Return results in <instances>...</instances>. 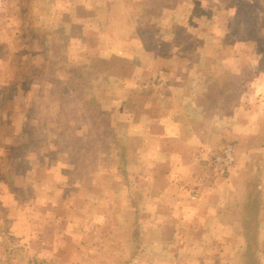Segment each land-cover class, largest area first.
Wrapping results in <instances>:
<instances>
[{"label": "rangeland", "instance_id": "obj_1", "mask_svg": "<svg viewBox=\"0 0 264 264\" xmlns=\"http://www.w3.org/2000/svg\"><path fill=\"white\" fill-rule=\"evenodd\" d=\"M221 1L218 12L228 14L215 25L199 21L207 54L218 27L227 23L230 32L210 80L198 56L185 66L151 60L138 69L104 47L94 16L107 25L118 12L111 28L121 32L131 14L145 24L159 0H107L106 8L102 0H0V264H243L246 253L249 264H264V65L238 39L246 34L263 48L264 0ZM191 2L189 9L214 10ZM233 9L238 19L230 21ZM181 77L196 82L190 95L205 93L216 120L201 148H170L191 155V164L189 157L147 164L154 152H170L159 133L141 132L161 124L162 100L136 105L138 82L159 96ZM260 78L261 87L252 86ZM242 102L251 118L239 114ZM234 125L235 135L221 132ZM132 134L157 147H130ZM228 150L231 166L223 161ZM171 166L187 178L172 183Z\"/></svg>", "mask_w": 264, "mask_h": 264}, {"label": "crops", "instance_id": "obj_2", "mask_svg": "<svg viewBox=\"0 0 264 264\" xmlns=\"http://www.w3.org/2000/svg\"><path fill=\"white\" fill-rule=\"evenodd\" d=\"M102 1L103 2L101 4L106 8L107 0ZM133 1H137V4L140 5H151V2L154 0ZM159 1H161L160 10L150 12V18L146 17L145 19L144 17V20L146 21L145 24H141L140 21H137L135 16L132 17V14L130 15V17H125V30H122L121 32L111 28L113 27V23L117 22V16H120L118 12H114V14L111 16V20H109V23L107 25L105 24V22H107L106 19H100L94 16L98 24V27L96 26L95 28L99 34L100 40L104 44V47H110L117 53L123 55L125 54L126 60H122L121 64H134V66L136 65L138 69L139 67H142V64H151V60L154 61V64H157L159 66L162 65L163 67H165V65H171L172 68H174L176 64H183V66H185L191 64L190 58L193 55L194 59H196V56H198L197 61L199 64V69H204L205 64H209V67L206 66L207 68H209V79L211 80L212 78H214V76L218 73V66L220 65V63L222 64L225 61L220 60L218 54L221 50L224 49L222 48V46H226L227 40H230V32L225 29L227 23L224 25L225 31L221 30V28L218 27V31H216V33L218 32L219 35L218 38H216L215 48L212 50L211 54H207L204 45L208 40L206 41V39L204 38L208 36L205 34V32H203V30L198 31L199 29H201L199 28V21L202 23V21L211 20V25H215V22L218 21V19L223 15L224 11L226 12V14H228V11L226 9H223V11H221L222 14L218 12L219 8L216 5L222 3L223 1L206 0L209 1L211 6L214 7V10L211 9L206 13L205 10H203L202 12V10H199L198 8L189 9V5L192 3L191 0ZM155 14L157 15V17H154ZM234 17L235 10L233 9V16L230 21H233ZM235 18L238 19L237 14ZM196 32L198 33L196 34ZM216 36L217 35L214 33V38ZM238 39L242 45L248 47V52L251 53V51H255V54H257L259 58V50H257V48H253L246 34L239 35ZM242 39L244 41H242ZM232 47L233 48H231V50L229 51L230 53L234 52V50L236 49V43H233ZM109 62L111 63V61ZM172 77H175V75H173ZM180 80L181 81H178L177 83H175L176 80L171 82V85L173 86L172 91L168 90V92L159 95L160 97L153 94L149 95L141 91V87L143 86V84L140 86V82H138V86L134 93V96L136 97L134 103L136 105L140 104V102H144L147 107L149 106L148 108H151L153 102H158L156 101V99L159 98L162 100V108L160 109L158 107V109H155V116L161 119V124L155 126L142 125L141 132L146 133L152 131L159 133V138H161L159 141L162 142L164 150L170 152L164 154V157L162 156V153L154 152V157H150L151 160H147V164L150 163V165H157L160 161H162V163H169V160L171 159H174V162H180L179 164H187L186 157H189L191 159L189 161V163L191 164V155H173V151L170 148L177 146L186 148L187 144L189 143L193 144V147L201 148L203 146L204 134L210 133L209 131H211L210 125L212 127V120H216V114H212V111L209 107L210 104L208 105V103H205V93H199L198 95L195 94L194 96L190 95L189 90L195 88L196 82L194 83L191 80L188 81L187 77H181ZM261 81L262 78L254 81L252 86L255 87L257 84H259V86L261 87ZM198 82L197 85H199ZM206 85L204 87H206ZM179 90H183V92H180ZM258 97H261V101L264 100L263 93H260ZM188 101H194L196 108V111L194 113L188 112ZM242 103L244 104V102ZM243 104L242 107H240L241 111L239 114H242V116L247 115L248 118H251L250 114L252 112L250 113L247 105L244 104L243 106ZM140 105L142 106V103ZM237 110L238 109H236V111ZM236 111L232 110L229 113L230 115L232 113L235 114ZM239 114L234 115L230 119V121H228L230 122L229 125L231 124V122L238 124V119L241 116ZM163 122L167 123L163 124ZM229 127L222 128L221 132L224 131L223 133H226L227 135H235V128L237 129V125ZM131 137L132 142L130 141L129 145L130 147L136 149L152 148V146L155 144V142H153V140L149 138V136H144V140H139L138 136L134 134H132ZM155 147L157 146L154 145V148ZM137 157H139L138 154ZM141 157L142 156L140 155V158ZM157 158L159 159V162L157 161ZM171 167L172 168H170V170L166 172L165 176L168 180H171L172 183L176 179L183 180L187 178V172L185 171V169L182 170V167H180L179 169L173 170V166ZM175 175L177 178H174Z\"/></svg>", "mask_w": 264, "mask_h": 264}, {"label": "trees", "instance_id": "obj_3", "mask_svg": "<svg viewBox=\"0 0 264 264\" xmlns=\"http://www.w3.org/2000/svg\"><path fill=\"white\" fill-rule=\"evenodd\" d=\"M154 17H157V15L155 14L154 15ZM263 48H261V49H259V52H258V54H259V62H260V67H262L263 68V65H264V45L262 46ZM217 79V78H216ZM217 82H219V79L217 80ZM108 131V133H110V134H113V132H111V131H109V130H107ZM115 136V135H114ZM247 206H251V205H253V204H255V202H256V200H255V197H254V194H253V192H249V194H248V196H247ZM249 209H247V211H248ZM245 220H244V224H245ZM244 260H246V263H243V264H249V261H250V259H249V254L248 253H246V254H244Z\"/></svg>", "mask_w": 264, "mask_h": 264}, {"label": "built area", "instance_id": "obj_4", "mask_svg": "<svg viewBox=\"0 0 264 264\" xmlns=\"http://www.w3.org/2000/svg\"><path fill=\"white\" fill-rule=\"evenodd\" d=\"M233 151L232 150H228V151H226L225 152V154H224V162H225V164L227 165V166H231L232 164H233V162H234V160H233ZM219 162H221L222 160H218Z\"/></svg>", "mask_w": 264, "mask_h": 264}]
</instances>
